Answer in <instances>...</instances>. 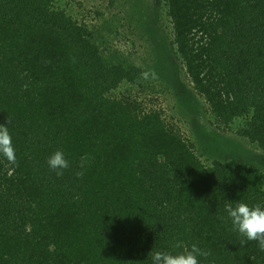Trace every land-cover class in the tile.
<instances>
[{
  "label": "trees",
  "instance_id": "obj_1",
  "mask_svg": "<svg viewBox=\"0 0 264 264\" xmlns=\"http://www.w3.org/2000/svg\"><path fill=\"white\" fill-rule=\"evenodd\" d=\"M153 1L152 24L162 11L201 98L196 136L145 100L117 97L143 70L108 64L57 0H0V124L17 160L0 156V264H151L152 250L182 251L178 241L210 251L201 264H264L225 211L264 205V174L202 116L219 130L242 119L237 139L264 151V0ZM57 150L70 163L61 176L47 163Z\"/></svg>",
  "mask_w": 264,
  "mask_h": 264
},
{
  "label": "rangeland",
  "instance_id": "obj_2",
  "mask_svg": "<svg viewBox=\"0 0 264 264\" xmlns=\"http://www.w3.org/2000/svg\"><path fill=\"white\" fill-rule=\"evenodd\" d=\"M57 5L73 19L91 28L93 38L102 42L101 54L108 64L123 63L140 67L143 72L154 69L158 74L156 79L149 77L147 80L141 75L138 85H123L115 93L117 97L126 95L127 99L145 100L148 108L163 111L167 122L175 125L183 136H196L192 131L193 122L202 117L201 111L194 110L193 104L197 106L201 98L195 101V92L184 76L183 65L171 50V25L164 19L162 11L160 17L163 19L158 20L155 15L156 26L152 24L153 0H57ZM176 76L181 78L190 98L181 99L178 96ZM141 86L145 92H140ZM131 88L136 91H130ZM202 116L208 124L212 121L207 127L219 136V140L236 142V146L245 150L241 162L245 161L264 174V151L256 144L235 136L242 119H236L230 130H219L212 117L207 114Z\"/></svg>",
  "mask_w": 264,
  "mask_h": 264
},
{
  "label": "clouds",
  "instance_id": "obj_3",
  "mask_svg": "<svg viewBox=\"0 0 264 264\" xmlns=\"http://www.w3.org/2000/svg\"><path fill=\"white\" fill-rule=\"evenodd\" d=\"M144 79H156L158 74L154 69L145 71L142 74ZM10 121L8 120V125ZM0 156H3L11 164H16V149L13 145L12 134L9 126L0 124ZM85 157H82L84 159ZM48 166L55 171L57 176L63 175V171L70 167L68 159L61 150H57L48 158ZM79 177L82 173L77 172ZM225 211L231 219L233 231H236L242 239L240 244L246 245L249 241L258 243L261 251H264V205L257 203L250 205L243 201L233 204L231 201L225 204ZM182 251L173 254L168 251H151V264H201L200 257L205 259L211 255L210 251L201 249L197 244H192L189 249L182 242L174 245Z\"/></svg>",
  "mask_w": 264,
  "mask_h": 264
}]
</instances>
